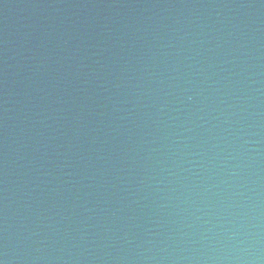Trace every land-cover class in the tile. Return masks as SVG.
Segmentation results:
<instances>
[{
  "label": "water",
  "instance_id": "water-1",
  "mask_svg": "<svg viewBox=\"0 0 264 264\" xmlns=\"http://www.w3.org/2000/svg\"><path fill=\"white\" fill-rule=\"evenodd\" d=\"M0 264H264V0H0Z\"/></svg>",
  "mask_w": 264,
  "mask_h": 264
}]
</instances>
